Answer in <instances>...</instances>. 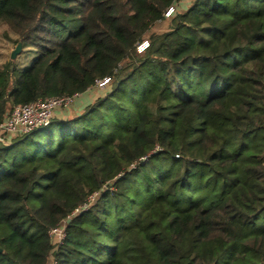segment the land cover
Wrapping results in <instances>:
<instances>
[{
	"label": "trees",
	"instance_id": "trees-1",
	"mask_svg": "<svg viewBox=\"0 0 264 264\" xmlns=\"http://www.w3.org/2000/svg\"><path fill=\"white\" fill-rule=\"evenodd\" d=\"M179 1L0 0V124L97 91L0 143V264H264V0Z\"/></svg>",
	"mask_w": 264,
	"mask_h": 264
},
{
	"label": "built area",
	"instance_id": "built-area-1",
	"mask_svg": "<svg viewBox=\"0 0 264 264\" xmlns=\"http://www.w3.org/2000/svg\"><path fill=\"white\" fill-rule=\"evenodd\" d=\"M172 12L173 9H170L167 16ZM143 46L147 47L148 43L145 42L140 47V50L145 48ZM108 84H110V79L106 78L98 83V87L104 89ZM78 97H44L30 104L16 106L11 114L0 124V143L7 144L13 138L25 136L35 130L49 126L56 112L59 110H71ZM80 213L81 210L78 209L74 214ZM51 235L60 241L64 237V226L53 229Z\"/></svg>",
	"mask_w": 264,
	"mask_h": 264
},
{
	"label": "rangeland",
	"instance_id": "rangeland-1",
	"mask_svg": "<svg viewBox=\"0 0 264 264\" xmlns=\"http://www.w3.org/2000/svg\"><path fill=\"white\" fill-rule=\"evenodd\" d=\"M178 4H179L178 6L179 8H181V6L182 9L187 8L190 6L191 0H180ZM165 28H166V23L165 24L158 23L154 28V31H161L164 30ZM16 40H17V36L13 32H11L6 26L0 27V66L4 65L11 59V54L17 46V44L15 43ZM33 51L34 50L31 48L22 49L21 54L15 59L16 61H18V64H20L19 66H25V64L23 63L26 62L24 61H30V62L32 61V58L34 57ZM96 94L97 91L93 90L92 92L87 94L88 95L87 99L94 98ZM59 111H63L65 112V114L69 113L66 116L73 117V115L71 114L73 112V108L69 111H64V110H59ZM54 119H58L56 115L54 116Z\"/></svg>",
	"mask_w": 264,
	"mask_h": 264
},
{
	"label": "crops",
	"instance_id": "crops-1",
	"mask_svg": "<svg viewBox=\"0 0 264 264\" xmlns=\"http://www.w3.org/2000/svg\"><path fill=\"white\" fill-rule=\"evenodd\" d=\"M16 62H17V65H18L19 69H22V68L27 67V66L30 65V61H24V62H26V63H23V64H25V66H19L20 64H18V61H16ZM90 92H92V91H88L87 93H85L83 95H80L76 99L75 104L73 106V112L71 113L72 115L77 114L79 111H81L83 109L84 106H86L87 104L91 103L94 100L93 98L92 99H90V98L87 99V97H88L87 94L90 93ZM67 114H69V113H67ZM67 114H65V112H63V111H57L55 115L59 119H64V118L68 117V116H66Z\"/></svg>",
	"mask_w": 264,
	"mask_h": 264
},
{
	"label": "water",
	"instance_id": "water-1",
	"mask_svg": "<svg viewBox=\"0 0 264 264\" xmlns=\"http://www.w3.org/2000/svg\"><path fill=\"white\" fill-rule=\"evenodd\" d=\"M21 52H22V43H19L16 46L15 50L12 52L11 59L15 60L21 54Z\"/></svg>",
	"mask_w": 264,
	"mask_h": 264
}]
</instances>
